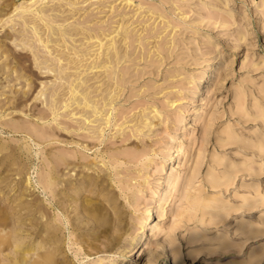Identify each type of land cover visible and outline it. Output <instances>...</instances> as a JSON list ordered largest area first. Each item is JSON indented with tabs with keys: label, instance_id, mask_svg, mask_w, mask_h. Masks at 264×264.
<instances>
[{
	"label": "rangeland",
	"instance_id": "374dc122",
	"mask_svg": "<svg viewBox=\"0 0 264 264\" xmlns=\"http://www.w3.org/2000/svg\"><path fill=\"white\" fill-rule=\"evenodd\" d=\"M15 1L18 5L23 0ZM130 1L40 3L59 14L60 28L84 26L86 32L100 34L123 23L132 33L127 39L117 37L127 56L118 65L123 81L112 87L119 86L112 90L117 98L105 112L109 123L97 126L99 137H86L88 129H66L65 108L58 116L41 112L43 96L24 101V112L8 114L17 94H2V89L26 90L29 77L37 84L35 96L41 82L53 83L55 72L50 61L36 60L18 40L3 39L9 56L0 51V218L7 223L13 212L24 215L34 197L39 215L48 211L58 218L63 240L59 261L68 264H88L98 257L104 264H264V0ZM18 12L3 17L10 16L11 22L0 23V38L17 22ZM72 31L80 47L93 41L83 46V34ZM106 36L101 35L102 42ZM96 41L83 58L60 46L64 52L51 56L82 68L101 52ZM7 61L19 63L27 76L4 73ZM102 71L95 85L105 81L107 86ZM16 120L38 131L15 128ZM48 127L71 134L76 142L63 135L42 142L39 133ZM60 151L75 153L73 159L80 162L95 159L97 171L109 174L104 191L75 193L71 209L79 207L83 196L99 205L102 196L113 192L123 220L122 237L113 251L85 256L89 248L83 249L72 223L54 203L59 197L39 183L48 169L45 156ZM59 170L63 178L73 179L78 168L62 164ZM26 178L30 187H25ZM32 189L26 197L25 190ZM93 221L90 225L84 220L79 233L106 230L113 215L105 210ZM145 224L141 243L132 245L131 238ZM32 239L23 235L18 240Z\"/></svg>",
	"mask_w": 264,
	"mask_h": 264
},
{
	"label": "bare ground",
	"instance_id": "6f19581e",
	"mask_svg": "<svg viewBox=\"0 0 264 264\" xmlns=\"http://www.w3.org/2000/svg\"><path fill=\"white\" fill-rule=\"evenodd\" d=\"M42 1L23 0L17 5L15 0H0V20H2L0 23L2 25L11 22L9 20L10 16H7L6 19L3 18L9 11L21 10V12L17 13V22L10 24L9 30H6L3 38H0L1 53L3 52L5 57L8 58L9 54L4 48L5 42L3 39L11 40L14 38L23 47H28L36 60L43 57V63L50 61V64L54 65L50 69L55 72L52 78L53 83H47L46 85V82H41L40 84L44 85L33 96V91L37 88L35 80H29V77H26L27 74L21 71V67L18 65L19 63H14V60L7 61L5 65L8 69L4 73H8L10 70L17 72L19 78L26 77L25 81L27 85L26 90L2 89V94H8L10 96L17 94V96L13 95L15 96L14 98H17V102H11L12 105L7 108L11 110L8 114L18 110L24 112L23 106H26L24 105V101H28L31 97L40 98L43 96V98L41 97V102L43 103L40 109L41 112L58 116L59 109L65 108L66 110L62 115L69 122L65 126L66 129L69 127L88 129V133L85 135L86 137H89V133L91 137L98 136L99 134H96V130H98L97 126L109 123L110 119L109 117H105L107 116L105 112L109 111V105L117 98V93L112 95V90H115L119 86L113 89L112 87L115 83L118 85L123 81L122 75L118 70V65L127 56H125L126 51L122 52V50H125V47L123 48V44H118L117 37L120 36L122 39H127L132 36V33L124 28L123 23H120L118 27L115 26L110 32L106 31L107 33L101 32L100 34H95L92 30L86 32L84 26H77V29L74 26L71 28H60V25L57 24L59 20H62L59 14H56L53 9L48 8L49 6H41L42 4L40 3ZM129 1L125 0V2ZM73 29L77 30V34H83V38L80 39L81 45L84 46L86 42L93 40L91 44L87 47H80L75 44L76 37L74 35L75 32L72 31ZM97 32H100V30ZM102 34L108 37L107 39L105 37V42L101 40ZM83 40L86 41L83 42ZM96 40H98V45H101L102 50L88 63L82 64V68H80L81 66L79 64L68 65L69 62H64L60 57L51 56L53 52H64L66 48L75 50L76 56L81 53L80 56L83 58L86 54H89L86 53L87 48L97 46ZM58 46L64 49L61 50ZM45 66H49V64ZM101 69H103L102 72L107 78V86H105V81L99 85H95L100 82L97 73ZM29 70L31 71V76H34V72L31 69ZM35 77L38 78L39 76L35 74ZM1 88H4V85L0 76ZM1 108L5 109L4 107ZM76 109L77 111H75ZM41 115H37V117L42 118ZM11 119L15 120L16 118L11 117ZM57 120L58 123H61L59 118ZM17 121L18 123H16ZM13 125L15 128L22 127L23 129L26 127L32 132L38 131L36 126L20 123L19 120H16ZM13 131H17V129H13ZM62 135L70 136L71 134H60L54 127H48L39 133V136L43 139L41 140L42 142L61 140ZM70 140L72 141L69 142H76L73 141L72 136H70ZM88 145L89 143L83 146L87 147ZM75 156V153L68 151H60L58 154H52V156L46 155L45 165L48 169L44 177H41L39 183L41 182V185L48 189L53 194V197H59L54 203L55 205L57 204V208L67 220L72 223V232H77L75 233L76 239L84 246L83 249L89 248L85 252V256L100 251H113L121 240L122 233L120 230L122 227L121 222L123 221L121 218V209L116 203L113 192H108L106 193L108 195L102 196L103 198L98 200L99 205L93 204L89 196H83L80 200L79 207L75 205L71 209V202L76 201L75 193L79 194L83 190L92 192L94 189L104 191L105 188L103 185L109 180V174L107 172L101 173L97 171L95 168L97 161L95 159L86 158L87 160L85 162H80L73 159ZM62 164L68 169L76 170L78 168L75 178H63V174L59 170V166ZM84 168L87 169L85 170ZM89 169H92V171H88ZM43 178L45 179L44 181ZM25 181L27 182L25 187H28V185L30 187L29 178H26ZM25 191L26 197L31 196L33 193V189ZM30 199L25 208L26 213L24 215L19 213V211L13 212L12 216H10L12 222L9 221L7 223H5L6 220L4 218H0V264H68V262L62 260L59 261L63 240L58 235L61 232V226L57 223L58 218L55 219L53 214L48 211L45 214L39 215L37 211L40 210H37L32 204L35 201H33L34 197L31 196ZM52 207L53 202H50L47 209L50 210ZM105 210L113 215V225L98 233L90 231L85 234L79 233V229L85 228V226L81 225L84 220L91 225L94 223L93 220L98 219ZM148 215H151V211L148 212ZM35 220L37 222L39 220V223ZM7 227L10 229V236L8 237V242L5 243L3 238L7 234ZM146 227L145 224V227L140 230V235L131 238L132 245L136 246L141 243V234L145 232ZM86 229L92 230L90 228ZM23 235L31 236L33 239L26 243L24 241L20 242L18 239ZM91 250L93 251L91 252ZM33 254H36V257H33V260L28 259V255L32 256ZM104 262L101 257H98L88 264H104Z\"/></svg>",
	"mask_w": 264,
	"mask_h": 264
}]
</instances>
